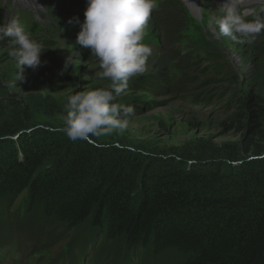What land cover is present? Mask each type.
<instances>
[{
    "label": "trees",
    "instance_id": "trees-1",
    "mask_svg": "<svg viewBox=\"0 0 264 264\" xmlns=\"http://www.w3.org/2000/svg\"><path fill=\"white\" fill-rule=\"evenodd\" d=\"M156 3L152 26L182 44L192 21L176 0ZM73 6L84 14L86 0ZM258 35L264 40V31ZM206 42L198 54L178 55L183 75L168 86L196 81L192 67L206 76L200 94L224 100L239 141L149 154L36 127L28 136L24 124L1 121L0 247L16 224L25 235L43 229L40 238L58 247L66 238L47 264H82L86 254L85 264H264V77L241 78L223 46ZM152 80L137 77L128 87H158ZM0 96L11 98L1 81Z\"/></svg>",
    "mask_w": 264,
    "mask_h": 264
},
{
    "label": "rangeland",
    "instance_id": "rangeland-1",
    "mask_svg": "<svg viewBox=\"0 0 264 264\" xmlns=\"http://www.w3.org/2000/svg\"><path fill=\"white\" fill-rule=\"evenodd\" d=\"M81 1L85 0H0V21L6 17H19L32 37L43 43L45 50L40 57L41 65L36 69L25 68L24 81L16 83V61L8 55V41H0V81L11 97L0 96V123L10 122L11 127L24 124L28 136L33 127L65 136L62 129L68 97L74 91L110 86L111 81L99 75L101 69L97 57L75 43L84 14L73 3L76 5ZM176 1L187 19L192 21V26H187L182 34V44L167 43L162 38L160 28L152 26L153 12L156 13L153 10L143 40L152 48L147 71L128 82L130 85L137 82V77L148 76L153 77L152 81L158 87L152 84L129 86L116 101L135 107L128 127L111 136L91 137L96 142L122 145L149 154H168L200 140H208L215 146L239 141L241 134L227 128L226 118L232 110L224 107V100L219 103L206 101L200 94L205 89L201 83L209 81L206 76L194 73L192 67L188 77L197 80L188 83L185 89L172 91L168 83L182 78L186 63L178 55L186 51L198 54L206 41H216L218 47L223 46L224 54L241 78L255 75L261 79L264 77V40L257 35L249 44L222 35L215 23L219 7L208 5L209 0H200L205 2L204 7L196 14L182 0ZM259 5L243 7L258 10ZM174 51L178 52L171 57ZM67 59L72 64L65 67ZM200 84L202 86H198ZM15 100L22 105L21 112L12 104ZM9 214L8 210L6 217L13 225L15 221ZM14 228L15 233L0 247V264H47L48 256L55 260L58 249L65 250L66 238L57 243L58 247L50 239L40 238L43 229L25 235L19 225L15 224ZM88 258L89 254H86L83 262Z\"/></svg>",
    "mask_w": 264,
    "mask_h": 264
},
{
    "label": "clouds",
    "instance_id": "clouds-1",
    "mask_svg": "<svg viewBox=\"0 0 264 264\" xmlns=\"http://www.w3.org/2000/svg\"><path fill=\"white\" fill-rule=\"evenodd\" d=\"M243 4L244 0H223L215 23L222 35L251 44L264 31V0H260L258 10ZM156 8V0H86L84 21L75 43L97 57L100 77L111 84L107 88L74 91L68 97L62 130L70 140L111 136L128 127L135 107L116 101L127 90L131 78L147 71L152 48L143 40ZM5 39L8 55L17 65L15 81L23 82L25 68L41 65L44 45L32 37L17 16L0 21V41ZM68 64L72 62L67 59L65 67Z\"/></svg>",
    "mask_w": 264,
    "mask_h": 264
},
{
    "label": "bare ground",
    "instance_id": "bare-ground-1",
    "mask_svg": "<svg viewBox=\"0 0 264 264\" xmlns=\"http://www.w3.org/2000/svg\"><path fill=\"white\" fill-rule=\"evenodd\" d=\"M191 10L193 13H197L199 8L203 9V4L205 2L200 0H182ZM223 3V0H209L207 2L208 5H211L212 7H219ZM257 3H260V0H244V5H255Z\"/></svg>",
    "mask_w": 264,
    "mask_h": 264
}]
</instances>
